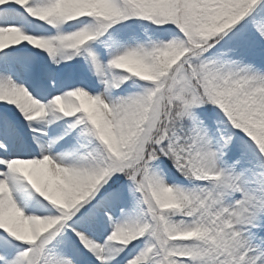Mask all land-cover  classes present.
Here are the masks:
<instances>
[{
	"label": "snow or ice",
	"instance_id": "1",
	"mask_svg": "<svg viewBox=\"0 0 264 264\" xmlns=\"http://www.w3.org/2000/svg\"><path fill=\"white\" fill-rule=\"evenodd\" d=\"M0 264H264V0H0Z\"/></svg>",
	"mask_w": 264,
	"mask_h": 264
}]
</instances>
